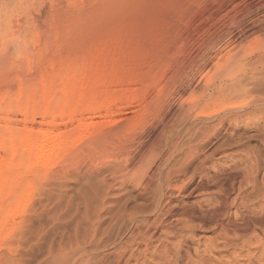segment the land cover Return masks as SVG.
Here are the masks:
<instances>
[{"label":"rangeland","instance_id":"rangeland-1","mask_svg":"<svg viewBox=\"0 0 264 264\" xmlns=\"http://www.w3.org/2000/svg\"><path fill=\"white\" fill-rule=\"evenodd\" d=\"M221 1L0 0V96L7 97L0 105V124L5 115L17 128L69 133L68 123L60 118L46 122L39 105L18 96L17 88L24 84L26 92L39 93L41 74L48 78L66 63H81L98 46L112 47L116 70L137 71L123 89L112 87L110 109L123 114L114 124L103 119L96 136L81 137L75 150L46 173L28 177L31 189H17L24 198L11 207L12 218L0 228V264H169L176 253L179 264H190L195 256L203 264L264 261L263 229L240 240L218 238L217 246L210 247L206 238L216 237L215 230L196 229L194 239H188L177 232L185 221L172 216L183 208L206 211L225 196L237 213L233 221L261 214L256 196L264 189V92L248 84L223 103L208 99L207 93L219 80L218 56L263 35L264 22L240 32L248 15H235L244 6L233 0L227 15V9L216 14ZM251 72L242 79L252 83ZM16 98L35 108L33 118L24 120L14 107ZM190 104L196 107L185 118ZM203 109L218 114L215 119L231 115L213 131L217 120L205 121L199 115ZM174 142L178 148L173 151ZM181 179L180 191L165 188L166 180L180 185ZM225 185L227 195L221 191ZM159 187L164 192L156 204ZM132 231L147 235L132 240ZM246 239L250 245L238 248ZM258 240L262 245L256 247Z\"/></svg>","mask_w":264,"mask_h":264},{"label":"bare ground","instance_id":"bare-ground-1","mask_svg":"<svg viewBox=\"0 0 264 264\" xmlns=\"http://www.w3.org/2000/svg\"><path fill=\"white\" fill-rule=\"evenodd\" d=\"M222 1L225 2L218 3L217 7H215L216 10H214V13L218 14V12H220L221 10L224 11L225 9H227V15V13L229 12L228 8H226L227 3L233 0ZM236 4H242L244 7L240 9L241 12L239 14H237L236 12L235 17L248 15V22H246V26L244 25V27L241 28L240 32L250 31L258 24L264 22V0H238ZM232 9H234V6L232 7ZM254 13H258V17L256 19H252L250 17ZM223 15L224 14L222 13L221 16ZM232 21L234 23H238L239 19L234 18ZM252 40L253 41L249 42L246 45L231 46L228 49L225 48L224 53H221L218 56V59L221 61L219 66L218 63L216 64V66H218L216 73H218L219 75V80L218 83H216L212 87V89L208 91V99H219V102L223 103L234 95L241 93L243 91V88L248 84H251V88L253 86L254 88L255 86H260L261 88H259V91L261 89V92H264V34L260 37L256 36ZM93 49L90 51V53H92V56L88 59H84L85 61H82L81 63H66L61 71H57L56 73L51 74V76H49L48 78H44V76L41 74L39 76V80L43 84V88L39 93H37L34 89L26 92L27 90H25L24 84L18 85L17 95L25 97L26 101H31L32 103H34L35 101L39 105L41 116L44 120H46V122L55 123L56 118H60L63 123H68L71 126V130L69 133H62L42 128H38L36 130L26 127L17 128L13 126V124L10 122V119L5 117V115L2 117L3 122L2 124H0V151L2 152V155L0 156V228H2L3 224L8 222V220L12 218L13 215L11 213V207L20 204V202L24 198V195H22L24 193H20V191L18 192L17 189L21 190L22 188L23 190L24 187H27L28 189L30 187L31 189L33 183H30L32 182V180H30L28 177L39 176L46 173V171L52 168V166H55V164L58 163L59 160L64 157V155L71 154V152L75 150V144L77 140H81V137L85 138L88 137V135L96 136L99 133L100 126L103 125L104 122L106 123V121H103V119L107 120L108 124H114L117 121L116 117H120L121 115H123H120L122 111H111L110 109L113 105V102L111 101V98L113 97L111 93L112 87L122 85L123 89L124 86L135 80L136 77H134L133 74L135 75L137 71L132 74V71H130L128 68L122 67L116 70L117 67L115 69V67L111 66V63L112 65H114L116 61L113 56L114 51L112 47H110L109 49L103 46H98V48H95L94 50ZM247 57L250 58L248 61H246ZM131 58L129 60H131ZM119 66L120 64L118 65V67ZM77 70H85L86 73L80 74L79 72H77ZM247 70L252 71V75L250 76V78L252 79V83H248L246 79H242ZM137 75L139 77V73ZM206 84H209V79L206 80ZM127 89L123 91L128 92L129 89ZM260 94L261 93H259V95ZM6 99V96L1 95L0 105L2 103H5ZM14 107L17 108L20 114H22L24 120L33 118L36 114L34 107H28L27 103L20 104L17 101V98L14 103ZM194 107H196L195 104H190V106L187 107L186 110L184 109L183 114L185 115V118L186 115L189 114L190 109H193ZM101 108L103 109V114H100L99 112ZM196 111L199 112L198 110ZM85 112L89 113V115H86ZM199 115L203 116V119H205V121L211 122L218 114L214 115L210 110L203 109L200 110ZM226 115L220 116L219 119H215L217 120V124L214 122L215 124L211 126L213 131L215 130V127H219L220 125H222L227 117L230 118L231 114L227 116ZM134 124L137 125L138 123L136 122ZM203 125H205V123ZM206 126H208V124ZM199 128H201V126ZM199 128H196L198 129V132ZM201 129L200 132H204V128L203 131ZM205 131H207V129H205ZM200 135L201 133H199L198 136ZM193 137L194 133L190 132L188 138L192 140ZM98 146L100 145L97 144L95 147ZM177 148L178 145L176 142H174L171 145V149L174 151ZM87 150L89 151V149ZM248 174L250 175V173ZM249 181L251 182L252 180L249 179ZM180 182V185H170V183L166 180L165 188H171L176 191H180L184 181L181 179ZM231 188L233 187L231 186ZM228 190V186L225 185L223 187V190L221 191H223L224 194L227 195ZM163 192V187H159V189L157 190V202H155L156 204H159L158 202L163 196ZM257 194L258 195L256 197L258 200H260V202H256H258V204L260 203L261 209V214H259V216H256L257 214L255 215V217L251 215L253 217L243 216L242 218L241 216L242 219H239L240 221H233L232 215H237V213L236 211H231V207L233 204L231 202L229 203L226 199L227 196H225V198L223 199L220 198V202L217 201L218 203H216L206 211H195L196 209L194 208V210L191 207L190 210H188L187 208L182 207V210H179L175 213L173 212L172 216L175 217V219H181L185 221L177 230V232H179L181 235L184 233L185 238L194 239L193 232L196 229L204 230L206 228H209L213 231L215 230L217 233L216 237L206 238L210 247L217 246V241H219L218 238L222 239L220 242H226V240L228 241V239L236 240V238L239 239L240 237L244 236L245 233L256 230L257 228L259 230L263 229L262 232L264 235V189L263 191H261L260 195L259 192ZM190 220L194 221L196 224H188V221ZM25 232L27 233V231ZM135 233L134 231L131 232V234L129 235L130 239L133 240L134 236L139 235L142 237L141 240H144L147 235V231L139 234ZM156 233L157 230L153 231L151 237L156 235ZM25 235L23 236L26 237L27 235ZM246 240L247 241L241 240L240 247L238 244V246H236L238 248L249 246L250 239ZM253 242L254 239L252 240V243ZM137 243H140V240ZM260 245H262V242L258 240L256 247ZM231 255L235 257L238 254L234 251L231 252ZM132 256L133 253H130L128 258H131ZM189 257L190 255L188 254V258ZM260 257L264 258L263 250L262 253H260ZM177 258L181 259L179 253L175 254V258L169 264H179L178 262L180 259L178 260ZM261 258L259 260H263ZM86 260V262H90L87 258ZM126 264H128V261L126 262ZM190 264H203V258L195 256V260H193ZM260 264H264V261Z\"/></svg>","mask_w":264,"mask_h":264}]
</instances>
